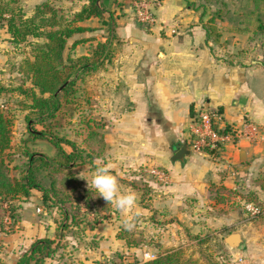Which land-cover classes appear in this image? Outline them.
Wrapping results in <instances>:
<instances>
[{"label":"crops","instance_id":"0c3cea01","mask_svg":"<svg viewBox=\"0 0 264 264\" xmlns=\"http://www.w3.org/2000/svg\"><path fill=\"white\" fill-rule=\"evenodd\" d=\"M187 1H159L156 9L153 7L152 26L141 24L133 10L114 7V57L84 85L104 124L101 132L105 149L96 164H113L112 174L126 185H118L121 192L147 193L136 199L134 211L152 223V238L162 240L156 246L157 254L174 242H170L171 226L193 227L199 220L208 224L227 222L217 210L228 211L230 200L240 197L243 191H264L260 186L264 176V62L234 63L218 42L208 38L206 26L186 6ZM87 3L82 1L74 12ZM84 25L92 30L70 39L71 46L77 40L90 39L74 48L77 57L88 55L107 39V26L102 21L92 19ZM82 45L84 50L78 53ZM7 63L8 59L0 55V64ZM0 83L8 82L0 79ZM203 106L213 113L220 110L215 114L221 130H238L252 123L261 133L256 139L241 138L219 153L190 150L183 161H174L175 154L190 145L192 117ZM82 167L86 178H90L91 168ZM154 168L165 171L166 183L151 175ZM84 181L85 189L92 188ZM250 181L259 186L249 187ZM133 182H140L142 187L133 189ZM213 189L234 194L224 192V202L219 203ZM31 198L20 202L26 211L32 206ZM239 199L246 201L244 197ZM112 208L117 210L113 205ZM117 212L110 211L101 220L102 235L113 248L130 249L140 258L142 245L129 247L118 237L122 230L119 224L126 217ZM135 235L139 236L136 231Z\"/></svg>","mask_w":264,"mask_h":264},{"label":"trees","instance_id":"16d2710c","mask_svg":"<svg viewBox=\"0 0 264 264\" xmlns=\"http://www.w3.org/2000/svg\"><path fill=\"white\" fill-rule=\"evenodd\" d=\"M256 1L264 3V0ZM20 2L0 0V29H6L8 41L15 50H20V59L15 68L20 79L0 83V96L20 97L17 99L18 109L25 113L28 132V137L21 142V156L25 162L20 169L17 166L11 168L15 122L14 117L0 109V232H10L5 229L4 223L8 217L11 220L10 229L18 224L19 203L30 199L33 191L41 194V202L46 209L59 210L63 217L58 226L61 231L68 228L69 222L79 225L86 221H79L78 218L83 207L88 212L86 215L94 214L93 221L88 223L94 229L111 211L112 204L99 197L95 189L82 190L74 172L75 168L86 165L93 171L98 166L96 160L105 149L104 134L101 132L104 124L99 120L84 85L114 57L111 42L116 39L112 31L115 18L111 6L122 8L123 3L119 0H88L79 11L63 14L51 3L45 2L38 5L31 15H26ZM217 14L221 15L219 12ZM92 19H98L107 26L106 42H99L88 55H69L65 58L69 40L77 34L91 31L84 24ZM257 21V32L264 35V20L258 18ZM210 29L206 26L209 39L212 38ZM89 40H77L71 48ZM214 40L218 42L219 37ZM14 56H17L16 52L11 57ZM214 112L221 113L217 109ZM76 121L87 131L81 143L64 135L74 127ZM36 126L42 129L38 130ZM37 140L51 143L56 150L55 155L31 149L29 145ZM63 145L70 147L71 151L67 152ZM13 169L19 170L20 174L14 176ZM130 185L139 190L135 182ZM260 185L264 190V183ZM213 192H216L219 203L224 202L222 194H234L226 189H213ZM146 194L143 190L142 196ZM246 197L248 203L258 204L261 212L258 218L264 223V206L259 205L258 196L250 192ZM118 237L129 247H138L143 242L131 230H121ZM56 252L54 241L38 239L13 264H46V259L52 258ZM140 264L197 263L185 259L181 248H172Z\"/></svg>","mask_w":264,"mask_h":264},{"label":"rangeland","instance_id":"374dc122","mask_svg":"<svg viewBox=\"0 0 264 264\" xmlns=\"http://www.w3.org/2000/svg\"><path fill=\"white\" fill-rule=\"evenodd\" d=\"M21 7L26 15H31L34 9L45 2L51 3L58 9L60 13L71 14L75 9H79L84 0H20ZM161 2V0H159ZM135 1L122 0L123 8L133 10V3ZM186 6L195 11L198 19H201L204 25L211 27L212 39L219 37L218 44L221 49L226 50L228 57L236 64H243L247 62H264V35L258 34L257 27L259 25L257 19L263 18L264 20V3L257 2L256 0H188ZM119 8L113 5V8ZM156 9V6H154ZM134 12V10H133ZM217 12L221 15L218 16ZM213 22H210L212 21ZM98 27V24L95 25ZM102 36V34H99ZM88 36V34H85ZM9 35L6 29H0V55L8 59L6 65L0 64V79L4 82L11 80H19L20 77L16 72V65L18 62L20 50L8 41ZM72 40L69 41L68 48L65 52V58L69 55L77 57V53H73L71 48ZM84 46H80L79 52H83ZM21 49V48H20ZM24 49V45L23 48ZM228 51H233L228 52ZM17 56L11 57L13 53ZM14 64V65H13ZM14 68V69H13ZM20 97L17 96H0V109L14 117V125L12 132V155H11V168L20 167L25 162L24 157L21 156L22 140L28 137L27 123L25 121V113L18 109V102ZM2 105L4 109L1 108ZM41 130V126H36ZM87 131L83 125L77 121L73 128L64 132L65 136L71 139H77L80 143L85 137ZM63 135V134H60ZM31 149L42 151L48 155H55L56 150L54 146L45 140H37L35 144L29 145ZM63 148L70 151V147L63 145ZM90 167V166H89ZM74 172L78 176V183L80 188H84V180L86 178L84 168L77 167ZM14 176H18L20 171L17 169L12 170ZM263 177V178H262ZM260 180L264 183V176ZM258 182V179L255 180ZM250 181L249 187L259 186L257 182ZM118 185L126 186L117 180ZM138 187H142L140 182L137 183ZM261 186V185H260ZM123 192H129L123 191ZM137 192V191H136ZM32 206H29L27 211L25 206L21 204V209L18 210L20 221L13 228L10 229L11 220L9 217L4 220L6 223L5 229L10 232H0V264H13L18 260L23 253L28 251L33 242L38 239H51L54 241V246L57 247L56 254L49 259H46V264H140L144 261V253L153 252L157 253V244L159 239H153V225L147 223L146 218L142 219L141 214L136 215V212L131 209L129 212H120L119 215L124 217H134L133 231L141 237L142 249L144 252L142 256L136 257L130 249L113 248L102 235L103 222L96 224L94 229H91L89 222L93 221L94 214L86 215L87 210L82 208L79 221L86 219L79 225L69 222L68 228L61 231L59 221L63 218L58 209H46L43 206L38 192L33 191ZM138 193V194H137ZM135 193L136 199L144 198L142 191ZM258 196L259 205L264 206V191L255 192ZM249 193L241 192L240 197L247 198ZM240 197H233L234 199L229 202L228 211L224 209L217 210L219 214L225 215L227 222L211 223L206 221H195L193 227L184 224L171 226L170 242L164 250L172 248H181L184 253V258L190 260L192 263L197 264H264V223L258 217H252V213L247 209L248 203L240 200ZM17 204V203H16ZM20 204V203H19ZM138 204V202H137ZM139 205V204H138ZM253 207L258 208V204H252ZM111 208V212L117 210ZM214 214V211L208 210ZM229 214V215H227ZM146 217V216H145ZM125 218V219H126ZM144 218V217H143ZM172 219V218H171ZM173 220V219H172ZM172 220H170L172 222ZM140 221V223H138ZM193 221V220H192ZM156 224V223H155ZM5 225V224H4ZM120 228L124 230L123 222ZM156 226H159L156 224ZM155 227V226H154ZM229 233H240L243 237L241 246L237 249L228 247L225 238ZM136 236V235H135ZM125 242V241H123ZM126 243V242H125ZM163 250V251H164Z\"/></svg>","mask_w":264,"mask_h":264},{"label":"built area","instance_id":"2783aa9c","mask_svg":"<svg viewBox=\"0 0 264 264\" xmlns=\"http://www.w3.org/2000/svg\"><path fill=\"white\" fill-rule=\"evenodd\" d=\"M159 0H135L133 3L134 13L138 21L145 26H152L155 23L153 7L159 4ZM4 109V106L2 107ZM219 118L207 106L199 109L194 117L190 127L189 148L195 153H216L225 149L229 144H235L241 138L256 139L261 131L252 124L246 123L242 129H229L222 131L219 127ZM151 175L162 183L167 182L165 171L160 168H154ZM247 209L252 213V217L260 215V209L248 205ZM157 257V253H144V261L153 260Z\"/></svg>","mask_w":264,"mask_h":264},{"label":"clouds","instance_id":"9594fccd","mask_svg":"<svg viewBox=\"0 0 264 264\" xmlns=\"http://www.w3.org/2000/svg\"><path fill=\"white\" fill-rule=\"evenodd\" d=\"M113 164L105 162L96 166L86 178L87 185L96 190L99 197H102L108 204H112L118 211L129 212L136 203L134 192H121L116 177L112 174ZM139 213H136L138 215ZM134 217H128L123 221L126 230H132L134 227Z\"/></svg>","mask_w":264,"mask_h":264},{"label":"water","instance_id":"95a60500","mask_svg":"<svg viewBox=\"0 0 264 264\" xmlns=\"http://www.w3.org/2000/svg\"><path fill=\"white\" fill-rule=\"evenodd\" d=\"M190 149L188 145H185L180 151H178L174 156V161H183L185 156L190 154ZM226 244L229 245L232 249H237L239 246H241L243 239L242 236L238 233L229 235L226 240Z\"/></svg>","mask_w":264,"mask_h":264}]
</instances>
